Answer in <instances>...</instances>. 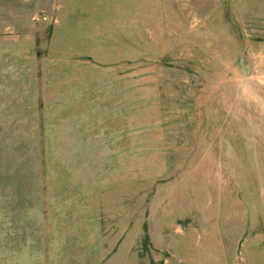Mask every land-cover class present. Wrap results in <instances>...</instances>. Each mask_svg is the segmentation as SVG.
Returning <instances> with one entry per match:
<instances>
[{
  "label": "rangeland",
  "instance_id": "rangeland-1",
  "mask_svg": "<svg viewBox=\"0 0 264 264\" xmlns=\"http://www.w3.org/2000/svg\"><path fill=\"white\" fill-rule=\"evenodd\" d=\"M12 1L90 20L123 116L0 129V264H264V0Z\"/></svg>",
  "mask_w": 264,
  "mask_h": 264
},
{
  "label": "crops",
  "instance_id": "crops-1",
  "mask_svg": "<svg viewBox=\"0 0 264 264\" xmlns=\"http://www.w3.org/2000/svg\"><path fill=\"white\" fill-rule=\"evenodd\" d=\"M7 5L0 0V129H38V118L42 129L121 127L117 69L93 51L90 20H56L48 39L43 23L22 30Z\"/></svg>",
  "mask_w": 264,
  "mask_h": 264
}]
</instances>
